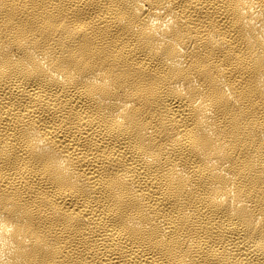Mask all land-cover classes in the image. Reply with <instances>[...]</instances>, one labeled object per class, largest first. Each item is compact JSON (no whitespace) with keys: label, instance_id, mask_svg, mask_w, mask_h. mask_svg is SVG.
Instances as JSON below:
<instances>
[{"label":"bare ground","instance_id":"1","mask_svg":"<svg viewBox=\"0 0 264 264\" xmlns=\"http://www.w3.org/2000/svg\"><path fill=\"white\" fill-rule=\"evenodd\" d=\"M0 264H264V0H0Z\"/></svg>","mask_w":264,"mask_h":264}]
</instances>
